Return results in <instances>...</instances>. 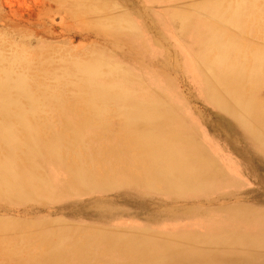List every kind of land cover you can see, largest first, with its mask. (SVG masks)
<instances>
[{
	"label": "rangeland",
	"instance_id": "374dc122",
	"mask_svg": "<svg viewBox=\"0 0 264 264\" xmlns=\"http://www.w3.org/2000/svg\"><path fill=\"white\" fill-rule=\"evenodd\" d=\"M207 1L0 0V41L16 47L9 49L0 42L1 51L10 57L18 49L20 56L22 47L43 55L25 67H48L54 75L52 83L62 84L49 93H30L32 100L43 99L32 116L37 123L49 125L50 136L58 133L61 139L55 142L65 140L60 135L61 120L75 127L86 123L80 113L85 103L77 90L84 84L81 77L56 79L65 61L91 65L100 71L99 78L93 77L94 84H111L116 90L110 100L96 95L101 105L94 120L96 129L84 131L77 147L61 150L56 158L34 155L25 162L20 158V169L26 172L15 181L14 194L0 192V264H14L16 256L22 262L37 261L50 254L52 244L53 250L59 248L53 241L70 248L73 242L88 238L96 243L87 245L81 264L118 259L121 263L117 249L106 253L99 242L107 234L115 241L147 240L146 253L166 252L176 241V252L180 246L184 254L153 255L159 257V264H264V146L259 139L264 132H250L252 120L223 94L221 79L212 78L198 64L197 32L211 24L208 13L200 8ZM250 1L256 2L258 19L252 27L260 20L262 28L264 0ZM245 20L243 16L238 22ZM257 30L250 39L253 42L264 35V30ZM232 33L239 43H247L246 30ZM253 45L264 50L262 40ZM249 92L243 98L250 107L256 88L250 87ZM85 95L90 97L89 92ZM215 99L231 109L219 106ZM150 104L160 105L168 114L167 124L158 130H171L184 139H121L133 131L143 135L153 125L147 128L140 118L124 121L118 109L125 106L144 116V106ZM90 138L95 139L91 145ZM81 148L91 152L93 163L84 164ZM174 149L182 152L177 158L173 155L168 165L177 168L176 174L189 172L185 165L180 173L181 156L192 161L199 158L206 169L202 168L198 180L183 186L173 187L172 180L160 186V179L152 180L158 171L155 163L158 159L159 167L166 168ZM21 152L18 148L12 154ZM11 163L4 164L2 172L13 181L20 170ZM102 170L103 180L88 178ZM244 237L253 243H239ZM198 251L206 258L186 256ZM137 252L138 264L151 263L141 249ZM210 254L216 256L208 259Z\"/></svg>",
	"mask_w": 264,
	"mask_h": 264
},
{
	"label": "bare ground",
	"instance_id": "6f19581e",
	"mask_svg": "<svg viewBox=\"0 0 264 264\" xmlns=\"http://www.w3.org/2000/svg\"><path fill=\"white\" fill-rule=\"evenodd\" d=\"M255 3H252L250 0H227L226 3L225 0H209L205 3H200V8H203L208 13V16L211 19V24L208 23V25H205V27H200L198 29L197 33L199 36V43L197 45L196 53L198 56L199 66L209 71V73L212 75V78H215L216 80L219 78L221 79V86L224 89L223 94L227 95L229 100L233 104L237 105L238 109L243 111L244 114L247 115L250 120H252L254 129L252 130V128H250V132H255L257 130L264 132V50L258 49L253 45L258 40H262L263 44L264 35L262 34V38L256 37L254 42L253 40H250L253 38L252 34L256 33L258 28L259 29L257 31L259 32L264 30V27L260 28V20L259 25L252 27L253 24L257 23L258 21L256 18L257 8ZM261 6L263 7L264 3H262ZM243 16H246V20L245 22H243V20V23L239 24L238 21ZM253 17L255 19H253ZM220 26H222V28ZM178 28L181 31H183L185 28L182 21L178 22ZM234 30H246L247 35H245V37L247 43H239L232 33ZM0 42L7 46V48L13 47L8 44V41H5L6 43L2 41ZM17 50L18 49L12 50L11 56L8 57L5 52L1 51L0 49V192L3 195L14 194L17 188V183L15 181H19L22 172H26L25 169H20V165L18 163L22 158L24 159V162L28 161L26 158H31V156L33 157L34 155H46L48 158L49 156L51 158H56L61 150H63V153H65V150H70V148L73 149L77 147L78 143L83 138L82 133L84 131H87L91 128L96 129L94 120L99 116L101 111V107H99L101 105H99L98 97H96V95L99 94V97H102L104 100H110L116 91L115 88L111 86V84L107 86L94 84L93 77H100V71L98 69L94 70V67L91 65H85L80 61H65V65L60 69V75H58L59 78L56 79L61 80L60 77L64 78L66 76L71 78L74 77L75 74L81 77L84 84L78 85L77 90L79 95H82L81 100L85 103V107L82 109V111L80 110V113H82L84 117L83 120H85L86 123H77L75 127L72 124L66 122L64 123V119L61 120L62 123L60 125L62 126L63 130L62 132L60 131V135H63L61 137H64L63 139L65 140L55 142L53 139H61L58 138V133H54L52 136H50L49 125L46 123H37L36 119L32 116V113L36 109L41 108L40 102L43 99L36 98L32 100L30 99V93L33 92L34 94V91H36V93H49L55 88L60 89L62 84L59 82V85L52 83L55 82V79L54 75H50L49 69H47L48 67L39 70H34L28 66L25 67L26 64L28 65L29 60L34 62V60L43 59V55L41 56L37 53H34L33 51H30L29 49L20 47V56H18ZM39 56L41 57L39 58ZM224 75L227 77H224ZM84 85H87V89L83 87ZM250 87H255L256 93L252 96V99H254L253 105L249 107V105L246 104L243 96L246 95V93H250ZM84 89L87 91H84ZM233 90H235L234 93L232 92ZM87 92H89L90 97L85 95ZM217 92L219 93V91ZM215 100L217 101L218 99ZM218 103L220 104L219 106H222L224 109H231L230 105L227 103H222L219 100ZM144 107V116H137L135 111H131L125 106L120 107L121 110L118 109V112L124 121L140 118L146 121L147 128H152L151 125H153V128L149 129V132L146 130V133L143 135L134 134L133 131L126 136H122L121 139H132L134 141L137 139H184L181 135H179V133H175L171 130L163 132L158 130V128L164 123L167 124L168 119V114H166L160 105L150 104ZM147 134L148 136H146ZM259 139H262L260 141L264 146V138L259 136ZM94 140L95 139L93 138L88 140L90 145ZM18 148L22 150L21 154H12L13 151H17ZM174 150L175 152L170 153L171 155H167L166 168L163 166L159 167L160 163L158 159L155 163V165L158 166V171L156 173L153 172L152 180L157 182L160 179L158 181L159 183L157 182V184L160 186L165 185V182H169L171 180L174 183L173 187L183 186L189 181H196L199 179V176L201 177L203 168V163L201 160L199 158H194L192 161L187 159L186 156H181L179 158L180 173L182 166L187 165L189 166L188 174H176L177 168H170L168 165L172 163L173 155L175 158H177L176 156L182 152L179 151V153H176L178 152V149ZM114 153L116 152H111L110 155L112 156ZM79 155L81 160L85 162L84 164L93 163L94 159L91 152L84 151L81 148L79 149ZM7 162H12L11 164L20 170L19 173L14 176L15 180L13 179V181H10V179H8L9 177H7L2 172L3 165L7 164ZM100 164L101 163L98 160L97 165L100 166ZM70 168H72V166ZM104 171L102 170V172L98 171L96 173L92 172L88 175V178L91 180L101 181L104 179ZM30 175L36 178L32 171H30ZM39 176L40 174L38 177ZM166 188H168V186ZM65 234H61L59 237H63L65 239L68 238V236H65ZM100 234L103 236L102 232H100ZM113 238L114 237L108 236L107 234V237H99L98 239L99 242H101V244L106 247V253L111 252L112 249L115 248L120 252L121 256L123 257V261L120 263L121 260L119 259L117 261L111 260L108 261L107 264H115L118 262L120 264H138L141 257L139 256L137 249H141L143 255H147L146 258H152L150 264H159V257H153V255H160L162 258H167L176 255L179 252L184 254V252L179 249L180 246L176 252V241L172 242V245H170L171 247L167 249L166 252L158 254V252H156L157 250H153V252L149 253L143 251V246L147 240L143 243L141 239L133 241L130 238H126V241H122V239L115 241ZM89 239L90 238L86 240L83 239L77 243L73 242V245L70 248L64 247L66 244L58 246L59 243L57 241H53L52 243L55 245L57 244V247L60 249L57 248L53 250L51 248L53 245L52 244L48 249L51 251L50 254H47L42 259H37V261L41 262L40 264H59L58 262H62V264H74L77 262V264H79L81 257L88 252L85 251L88 247H90L87 245H94L96 243L94 241H90ZM239 243L244 245V243L249 244L253 243V241H251L248 237H244L243 239H239ZM64 253H66V256H63ZM186 256L190 257L191 259L206 258L201 253V251H198L197 253L186 252ZM215 256L216 255L210 254L208 259H212ZM14 258V264L37 263L35 260L32 261L33 259H28V261L22 262V258L21 260L18 258V256ZM184 258L186 257L183 255L182 259Z\"/></svg>",
	"mask_w": 264,
	"mask_h": 264
}]
</instances>
